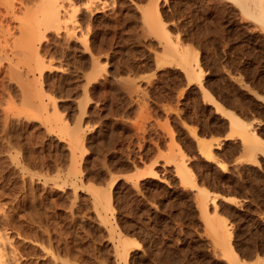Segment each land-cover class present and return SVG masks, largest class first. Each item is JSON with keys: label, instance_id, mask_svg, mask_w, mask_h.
Returning a JSON list of instances; mask_svg holds the SVG:
<instances>
[{"label": "rangeland", "instance_id": "1", "mask_svg": "<svg viewBox=\"0 0 264 264\" xmlns=\"http://www.w3.org/2000/svg\"><path fill=\"white\" fill-rule=\"evenodd\" d=\"M13 1L0 264H264V143L227 116L264 139V0H80L38 55L41 16Z\"/></svg>", "mask_w": 264, "mask_h": 264}, {"label": "bare ground", "instance_id": "2", "mask_svg": "<svg viewBox=\"0 0 264 264\" xmlns=\"http://www.w3.org/2000/svg\"><path fill=\"white\" fill-rule=\"evenodd\" d=\"M80 0H18L20 5H24L25 9H22V11L24 10H28L26 8V6L28 7L29 4H31V6H35L36 11L34 10V16L35 15H39L41 17H39L38 22H36L37 26H34L35 28L33 29V33L37 34L38 36H36L32 42H31V50L34 54L38 55L39 54V48L41 45V40L40 37L42 38L45 35V30L48 29L47 27H52V24H54L53 26H59L62 23H64L65 25H67L66 21H63V19H68L73 21V23L76 21L74 17H77V11L80 9L78 8V6L80 5L79 3ZM237 1L240 6L242 7L243 11L245 13H248L250 15L254 16V12L252 7L250 6L251 2L253 3H257L256 1L260 2L261 0H235ZM10 5L13 6L14 1L13 0H9ZM86 2V1H85ZM83 3V2H81ZM19 6V5H18ZM30 6V7H31ZM70 7L69 11L66 13L65 8ZM98 8V7H97ZM31 9V8H30ZM86 10V9H85ZM15 11V10H14ZM29 11V10H28ZM33 11V10H32ZM23 13V12H22ZM26 13V12H25ZM30 13V12H29ZM33 13V12H32ZM69 13V14H68ZM254 13V14H253ZM84 14V13H83ZM26 15V14H25ZM80 15V14H79ZM37 17V16H36ZM37 17V18H38ZM257 17V16H256ZM28 18V17H27ZM36 18V19H37ZM74 18V19H73ZM35 20V18H34ZM36 21V20H35ZM34 21V23H35ZM20 22V21H19ZM76 23V22H75ZM25 25V24H24ZM23 25V27H24ZM34 25V24H33ZM19 26V25H18ZM26 27V26H25ZM24 27V29H25ZM63 27V26H62ZM75 26L74 24H72V26L70 27L71 29H73ZM20 28V27H19ZM59 28V27H58ZM68 26V29H70ZM9 29V28H8ZM22 31V29H21ZM68 31H72V30H68ZM21 33V32H20ZM74 33V32H73ZM33 34V35H34ZM40 34V37H39ZM84 38V37H83ZM82 39V38H81ZM30 49V48H29ZM227 116L229 118V126L233 132V134H236L238 136H240L243 139L244 144L249 143L251 145H257L259 147V142L264 143V139L261 138L258 135H255V133L252 131L251 133H249V131H245L244 129V124L243 122L239 119V117L234 113H227ZM253 136L257 139V143L255 144L256 140L255 138H253ZM13 143V142H12ZM13 145V144H12ZM203 147V146H202ZM203 150L204 147L202 148ZM208 154L207 156L209 157V152H210V148L207 149ZM13 155V154H12ZM14 156V155H13ZM252 161L257 162L258 160L256 158H254ZM181 172L183 173L184 171V167L182 166V169H180ZM202 193V192H201ZM226 199H229L230 197H225ZM207 207V206H206ZM205 207V209H206ZM207 223L215 229L214 224H212V221L207 220ZM218 230H220L222 232V235H226L228 236V245L230 244V234L228 233V230L226 228L225 223L219 224V228H217ZM217 232L218 233H220ZM3 235V234H2ZM220 235V234H219ZM127 240H123L124 246L127 244L126 243ZM6 242V240H5ZM7 244V243H5ZM7 260V259H6ZM237 262H235V264H237L238 262H240L239 259H237ZM8 261V260H7ZM3 263H9L6 261H2ZM241 264H246L244 262H242Z\"/></svg>", "mask_w": 264, "mask_h": 264}]
</instances>
